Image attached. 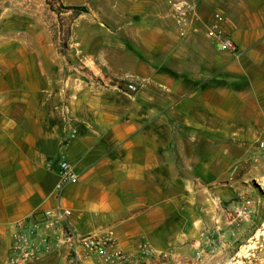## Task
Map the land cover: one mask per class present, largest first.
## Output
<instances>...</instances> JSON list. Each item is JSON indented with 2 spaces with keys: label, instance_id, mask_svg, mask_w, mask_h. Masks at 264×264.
Masks as SVG:
<instances>
[{
  "label": "crops",
  "instance_id": "0c3cea01",
  "mask_svg": "<svg viewBox=\"0 0 264 264\" xmlns=\"http://www.w3.org/2000/svg\"><path fill=\"white\" fill-rule=\"evenodd\" d=\"M134 1L114 31L144 37V62L135 45H94V63L76 65L57 58L54 45L0 42V264H13L15 223L45 210H68L79 235L112 233L122 264L178 260L204 226L224 221L216 196L232 185L209 179L226 177L232 146L264 135V0H196L206 22L213 16L203 2L218 9L236 53L204 28L188 45H168L164 0ZM132 76L137 91L108 83ZM62 158L77 179L58 192ZM37 264L72 263L61 249Z\"/></svg>",
  "mask_w": 264,
  "mask_h": 264
},
{
  "label": "rangeland",
  "instance_id": "374dc122",
  "mask_svg": "<svg viewBox=\"0 0 264 264\" xmlns=\"http://www.w3.org/2000/svg\"><path fill=\"white\" fill-rule=\"evenodd\" d=\"M203 3L207 15L213 16L217 12L218 9ZM137 4L134 0H0V42L13 40L23 45H54L57 58L76 65L83 61L94 63L88 55L96 52L94 45H106L105 49H112L109 45H135L139 60L144 62L148 55L137 48V45H145L144 37L137 31L130 37L127 33L114 31L121 24H117V18L125 25L132 7ZM117 5L119 16L116 15ZM80 9H86V12ZM165 21L168 45H188L193 37L180 38L172 18L168 16ZM72 45L92 47L87 51ZM140 61H135L134 74L144 72ZM169 64L167 68L173 72V62ZM83 69L91 73L89 66ZM132 77L108 83L129 90L130 83L139 84L137 78ZM261 144H264V135L247 145L232 146L237 157L231 161L226 177L209 179L232 185L227 186L231 193L216 196L218 206L228 209L224 221H216L215 226H204L197 243L186 244L188 250L178 260L169 254H159L152 255L144 264H264V147ZM215 167L216 174L224 172L221 164L216 163ZM235 188H238L236 194ZM246 197L253 199V205L245 216L242 199Z\"/></svg>",
  "mask_w": 264,
  "mask_h": 264
},
{
  "label": "built area",
  "instance_id": "2783aa9c",
  "mask_svg": "<svg viewBox=\"0 0 264 264\" xmlns=\"http://www.w3.org/2000/svg\"><path fill=\"white\" fill-rule=\"evenodd\" d=\"M180 38H187L204 28L206 35L221 46V49L236 53L234 42L222 31L219 23L223 17L215 13L210 22L200 15L196 0H164ZM139 84L130 83L129 90L137 91ZM264 147V144H261ZM58 192L77 179L71 164L62 158L59 162ZM243 214L248 215L253 199L243 198ZM68 210H45L18 220L14 225L11 246L13 264H36L55 251L65 249L72 264H80L86 258L96 256L104 264H122L127 255L118 246L112 233L104 235H79L69 225Z\"/></svg>",
  "mask_w": 264,
  "mask_h": 264
},
{
  "label": "trees",
  "instance_id": "16d2710c",
  "mask_svg": "<svg viewBox=\"0 0 264 264\" xmlns=\"http://www.w3.org/2000/svg\"><path fill=\"white\" fill-rule=\"evenodd\" d=\"M80 10H81L82 12H86V9H80ZM168 72L173 74V72L170 71V70H168Z\"/></svg>",
  "mask_w": 264,
  "mask_h": 264
}]
</instances>
